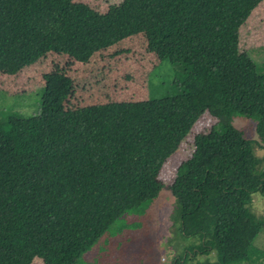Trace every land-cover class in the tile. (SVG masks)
<instances>
[{"label": "trees", "instance_id": "16d2710c", "mask_svg": "<svg viewBox=\"0 0 264 264\" xmlns=\"http://www.w3.org/2000/svg\"><path fill=\"white\" fill-rule=\"evenodd\" d=\"M259 1L121 0L98 12L79 0H0V72L48 52L85 61L138 32L178 67L169 94L77 108L65 104L71 78L47 72L38 113L0 117V264H74L165 186L179 232L195 238L173 264H261L252 194L264 197V68L237 41ZM204 114L216 123L194 135L166 185L162 162ZM239 115L256 139L231 123ZM211 251L216 261L194 260Z\"/></svg>", "mask_w": 264, "mask_h": 264}, {"label": "rangeland", "instance_id": "374dc122", "mask_svg": "<svg viewBox=\"0 0 264 264\" xmlns=\"http://www.w3.org/2000/svg\"><path fill=\"white\" fill-rule=\"evenodd\" d=\"M98 12L121 0H79ZM239 49L250 54L264 68V0H260L238 27ZM59 72L72 80L69 108L159 97L173 90L178 67L167 59L158 58L147 50L142 33L128 35L85 61L48 52L38 61L24 65L18 72H0V117L15 113L31 116L39 112L43 89L42 75ZM217 118L204 114L196 120L179 147L162 162L159 178L168 185L174 169L190 155L193 137L214 125ZM231 123L245 136L256 139L255 122L244 116L233 117ZM264 154V149L257 150ZM252 208L264 220V197L252 194ZM120 228H122L120 230ZM174 212V197L168 187L149 202L145 213L123 216L104 232L93 246L79 255L74 264H173L174 257L184 255L194 241L179 230ZM264 252V227L253 241ZM216 261L215 251L197 255L194 260ZM264 264V257H261ZM191 263L193 260L190 261Z\"/></svg>", "mask_w": 264, "mask_h": 264}]
</instances>
